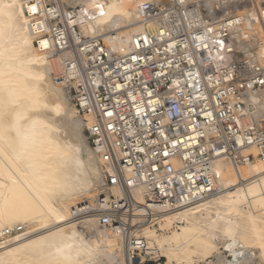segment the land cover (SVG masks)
Segmentation results:
<instances>
[{"label": "built area", "instance_id": "2783aa9c", "mask_svg": "<svg viewBox=\"0 0 264 264\" xmlns=\"http://www.w3.org/2000/svg\"><path fill=\"white\" fill-rule=\"evenodd\" d=\"M28 2L36 6L37 33L62 57L58 79L89 121L87 138L104 175L97 196L76 205L70 221L94 217L137 255L148 254L138 226L148 218L156 224L157 211L183 209L213 194L219 158L264 167V116L245 122L246 93L264 87V74L237 54L231 28L242 22L239 13L213 18L198 1H144L141 30L123 51L82 34L81 6ZM27 232L19 225L0 239Z\"/></svg>", "mask_w": 264, "mask_h": 264}, {"label": "bare ground", "instance_id": "6f19581e", "mask_svg": "<svg viewBox=\"0 0 264 264\" xmlns=\"http://www.w3.org/2000/svg\"><path fill=\"white\" fill-rule=\"evenodd\" d=\"M66 1L73 8L83 9L77 20L83 35L103 37L113 49L128 51L133 34L141 30L140 4L156 0ZM197 1L210 12L227 3ZM35 10L28 0H0V235L36 219L41 223L27 235L0 239V264H12L17 253L27 252L46 264H104L114 246L112 231L101 227L94 217L70 221L73 208L83 203L73 202L91 195L95 186L103 182V170L83 131L89 121L80 114L73 96L66 94L70 87L58 79L64 71L62 57L48 49L51 43L39 36L32 22ZM236 11L243 19L231 28L237 54L249 58L264 74V39L260 45L255 43L259 45L257 51L253 52L256 48L252 50L251 46L257 42L252 39L262 27L256 22L259 13ZM240 51L253 57L241 56ZM245 102V122H259L264 116V87L248 91ZM215 170L222 177L213 194L183 209L157 211V224L177 222L181 224L180 231L161 235L154 228L151 236L159 248L167 251L195 240L198 236L191 228L198 225L197 219L207 220L213 210L216 216L209 219L210 229L220 220L231 242L226 245L230 253L221 254L212 264H251L252 253L247 252L250 249L238 230L249 227L253 220L264 233V167L259 161L235 166L222 157L216 161ZM137 198L141 199L138 194ZM226 212L236 216L244 212L248 220L239 223L236 216ZM151 223L148 218L138 227L148 229ZM122 242L124 264H133L135 252ZM156 251L155 242L148 239V253Z\"/></svg>", "mask_w": 264, "mask_h": 264}, {"label": "rangeland", "instance_id": "374dc122", "mask_svg": "<svg viewBox=\"0 0 264 264\" xmlns=\"http://www.w3.org/2000/svg\"><path fill=\"white\" fill-rule=\"evenodd\" d=\"M157 1L167 2L168 0H157ZM190 1H195V0H190ZM226 1L227 3L226 2L225 4L221 3V5L219 4L218 5L219 7H217V9L221 8L222 11H217L216 9H214L213 10L214 12H210L209 9L204 4H201V7L204 9V12L207 15L213 18H216L219 16L224 17V15L228 16L230 11H231L230 14H234L236 10H239L240 12H243V10L249 11L251 15H252V11H256L257 13H259L258 17L260 19H259V22L258 21L256 22L257 24L259 23L258 25L262 27L261 29H259L260 34L256 36L258 40L256 39V37L255 39L254 38L252 39L253 41L255 40L257 42L252 41L253 43H251L252 44L251 46L253 47V48L251 47L252 50L256 48L254 49L253 52L257 51L258 50L257 47H259V45L261 44L260 42L262 41V39H264V32L262 31V29L264 30V14H262L264 13V11H262L264 10V0H233V1L226 0ZM239 11H236V12H239ZM222 13H225V14H222ZM255 43H258V44L260 43V44L259 45L256 44L257 45L256 46ZM240 55L247 56L250 58L253 57V56L245 55V53L242 51H240ZM52 77H53V74H52ZM66 94L68 96H71V95L73 96L71 89L70 90L66 89ZM86 126L87 125H84V130H83L85 136H87ZM219 177L220 178L218 180V183L220 182L222 175L220 174ZM102 185H103V182L95 186V189L93 190L91 195L80 197L76 199L73 203H76L78 201H84V200H93V198L97 196L99 190L103 187ZM53 198L55 199V197ZM243 207L245 210L249 209L248 205L246 206L243 205ZM211 212L213 213H211V215L207 218V220L199 218L197 219L198 225L194 227L195 229L191 228L192 233L198 236L197 238H195V240L191 239L187 243L182 242L180 243V245H177L168 251L163 250L162 248H159L160 245L157 244L158 243L157 240L151 236L150 230L155 228L157 229V232L159 234L169 235V234H172L173 231H176V230L180 231V228H179V226L181 225L180 223H177V222L167 223L166 221H164L163 223H161V225L160 223L158 224L156 223V224L151 225V227L148 229H142L141 227L140 228L138 227L137 233L144 236L147 240L149 239V241H154L157 251L148 253V254L142 253L141 255H137L135 253L133 264H141V261H144L145 259L154 260L158 258H161L163 261H169V263L171 264H212L214 261L216 262L217 258L221 254L228 255L230 252H228V250L226 249V245L231 241L229 240L227 235L223 233L222 222L220 220L218 221L214 229H210L209 219L216 216L213 210ZM225 214L228 216H233V217L236 216L235 214L231 212L230 213L226 212ZM236 217L239 223L248 220V215L245 214L244 212L240 213ZM261 218H262L261 220L264 221V214ZM40 224H41L40 221L36 219V221L34 220L33 222L24 224L25 230L30 232L31 230L39 227ZM249 224L250 226L245 229L239 228L238 232L244 235V239L242 242H244L245 246H248L250 249V251H247V252L252 253L251 255L252 258H251L250 263L251 264H264V237L262 235L264 233L260 232V227H259L260 225H257L253 220ZM111 234H113L112 241H113L114 246L111 247L112 253L110 255L108 254L104 258V264H124V261H125L124 251H123L124 249L122 246H120L123 243L122 242L123 239L120 236L115 235V233L113 232H111ZM227 259H232V257L228 256ZM11 262L12 264H46L44 263L42 259L36 257L32 252H27L23 254L17 253L15 256V261L12 260ZM53 264H63V263H53ZM76 264H82V263H76Z\"/></svg>", "mask_w": 264, "mask_h": 264}]
</instances>
